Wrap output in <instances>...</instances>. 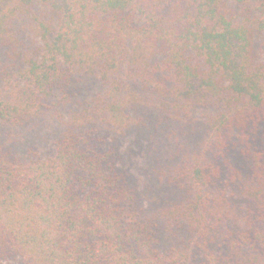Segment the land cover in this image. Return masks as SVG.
I'll return each mask as SVG.
<instances>
[{
  "label": "trees",
  "instance_id": "1",
  "mask_svg": "<svg viewBox=\"0 0 264 264\" xmlns=\"http://www.w3.org/2000/svg\"><path fill=\"white\" fill-rule=\"evenodd\" d=\"M263 40L264 0H0V261L264 264ZM137 127L182 156L141 190L106 150Z\"/></svg>",
  "mask_w": 264,
  "mask_h": 264
},
{
  "label": "rangeland",
  "instance_id": "2",
  "mask_svg": "<svg viewBox=\"0 0 264 264\" xmlns=\"http://www.w3.org/2000/svg\"><path fill=\"white\" fill-rule=\"evenodd\" d=\"M264 42V40H263ZM262 42V48L264 49V43ZM264 57V53H262ZM105 91V88L100 84V82L93 77L83 78V81L80 82L77 86V89L73 91V94H78V96L73 95L69 108L74 106H80L81 108L90 106V102L95 104V101L98 99V96ZM82 103V104H81ZM160 110V105H158ZM154 111V116L157 114L159 116V110ZM41 121V120H40ZM45 124L48 123V120L44 119ZM43 121V122H44ZM43 123H41L42 125ZM43 127V126H42ZM26 132H17L11 131V135L15 132L19 133V139L22 137L23 141L20 140V151L24 158L30 159L34 154L42 155L48 157L50 154L51 144L48 141H44L41 138L40 130L29 127L25 130ZM35 132V134H34ZM34 134V135H33ZM153 134V129H143L135 128L125 137H117L114 134H111L108 137L106 144V150H112L118 145V155L120 156L119 166L123 169L129 170L133 176L136 178V181H139V189L145 187V181H149L150 177L154 181L156 178L152 173V170L158 166L156 162V157H159L158 149L153 151L154 142L151 135ZM169 135V134H168ZM201 136L197 135L194 137H180L179 143H184L188 150L195 149V142L200 140ZM160 151L161 156L157 159L160 166H165L173 162H180V157L169 155V153L164 154V145L161 143ZM174 148V147H172ZM151 172V173H150ZM150 173V176H149ZM239 219L230 220L228 222V227L230 229H243L245 224L243 221V215H238ZM20 258L14 259H4L0 261V264H20Z\"/></svg>",
  "mask_w": 264,
  "mask_h": 264
}]
</instances>
